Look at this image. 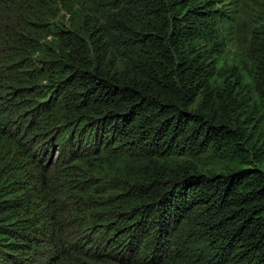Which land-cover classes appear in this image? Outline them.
<instances>
[{
	"label": "trees",
	"instance_id": "16d2710c",
	"mask_svg": "<svg viewBox=\"0 0 264 264\" xmlns=\"http://www.w3.org/2000/svg\"><path fill=\"white\" fill-rule=\"evenodd\" d=\"M25 2L45 43L0 82V264H264V19L247 84L221 0Z\"/></svg>",
	"mask_w": 264,
	"mask_h": 264
},
{
	"label": "rangeland",
	"instance_id": "374dc122",
	"mask_svg": "<svg viewBox=\"0 0 264 264\" xmlns=\"http://www.w3.org/2000/svg\"><path fill=\"white\" fill-rule=\"evenodd\" d=\"M221 1L224 3L223 9L231 11L233 16L230 19L231 31L225 39L226 47L223 53L225 68L242 73L247 84H250V73L254 64L250 58L249 47L256 26L264 19L262 0ZM25 4V0L0 2V82H3L6 77H11L15 62L25 60L26 58L22 57L27 55L26 52L31 46L33 50L39 44L45 43L43 38L35 36V31H30L33 23H29L21 13ZM251 91V94H254L253 89ZM259 115L260 111L257 112L256 117ZM246 154L248 156L245 157V164L264 171V134L259 137L255 148ZM222 167L224 168V165ZM223 168H220L218 172Z\"/></svg>",
	"mask_w": 264,
	"mask_h": 264
}]
</instances>
